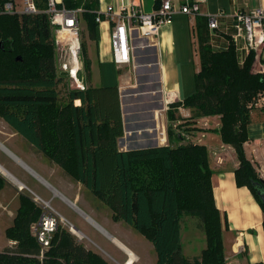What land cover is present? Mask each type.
Returning a JSON list of instances; mask_svg holds the SVG:
<instances>
[{
  "label": "trees",
  "instance_id": "16d2710c",
  "mask_svg": "<svg viewBox=\"0 0 264 264\" xmlns=\"http://www.w3.org/2000/svg\"><path fill=\"white\" fill-rule=\"evenodd\" d=\"M47 1L36 0L41 10L36 15L0 16V116L54 164L98 195L113 210L114 218L144 232L157 253L156 264H227L225 220L222 224L213 196L209 151L193 140L176 147L172 142L185 140L174 127L190 122L185 131L199 132L197 120L220 116L218 133L222 142L235 150L239 161L237 184L252 191L264 212L255 185L262 178L244 150L251 123L249 104L264 90L263 74L250 71L254 54L240 65L233 48L212 49L207 19L197 17L201 71L195 75V92L169 105L167 144L120 150L124 127L117 87L75 90L69 94L68 106L58 105L57 86L65 76H58L55 70L53 26L44 13ZM62 3L69 9L84 10L83 19L93 37L98 0ZM84 44L85 69L90 78ZM158 76L156 87L160 85ZM76 100L81 104L75 105ZM181 107L190 110L188 118L176 116ZM4 183L0 176V191ZM42 212L33 199L20 195L14 223L6 229L7 237L18 244L0 252V264H108L60 227L43 257L41 245L30 232ZM184 215L199 218L206 233L207 246L200 260L194 262L183 254Z\"/></svg>",
  "mask_w": 264,
  "mask_h": 264
},
{
  "label": "crops",
  "instance_id": "0c3cea01",
  "mask_svg": "<svg viewBox=\"0 0 264 264\" xmlns=\"http://www.w3.org/2000/svg\"><path fill=\"white\" fill-rule=\"evenodd\" d=\"M160 1L161 0H98V10L105 12L109 6H113L114 8L120 6H134L145 13H152L158 8ZM183 3L184 0H173L177 12L173 15L172 23L161 28L160 34L156 40L150 41L137 36L136 40H139V43H134L135 49H142V52L145 48H150L148 52H143L145 53L146 58H150L151 55L149 52H151L152 49V56L154 58L152 62L157 68V74L159 75L160 85L157 87V90L162 96V107L155 111L156 136L153 139V143H156V146L165 145L168 141L167 127L169 125V119L166 111L167 104L170 105L173 102L186 98L181 94L180 62L182 61L186 64L189 62L190 56H187V58L186 56L182 57L181 53L192 50L190 49L192 38L191 32H195L197 36V17L206 18L208 15H214L220 11H224L226 15H231L237 10L250 11L258 7L264 8V0H203L199 2V14L195 17H190L189 15L178 11L180 5ZM230 22L229 19L223 18L220 22V29L217 33H211L210 45L212 44L211 46L213 49L216 50L219 45L226 46L229 44L232 30H230L227 25H230ZM112 26L113 23L108 19L96 22L94 36H88L87 38V54L90 60L92 78H94V75L97 76V70L100 67H112L115 65L112 59L110 42ZM87 35H89V33ZM178 38L179 43L177 41ZM90 46H92V50L89 49ZM135 49L133 50V62L131 64L122 67H117L115 65L120 72L124 71V83H128L129 79L132 78L130 76L132 71L135 72L140 66H142V64L137 63V60L135 59ZM148 64H151V61H149ZM152 65H143L142 67H152ZM131 75L134 76L133 73ZM124 83L118 88L119 92ZM190 92L191 89L187 91L186 94H190ZM181 110L179 112L181 117L187 118L190 116V110L186 109L187 113L185 114ZM211 119L217 120V118L214 117H205L196 121V126L198 125V127L201 128V131L192 137H194L193 140H197V143L205 145L204 142L207 139L206 132L212 131L204 125L208 124V121ZM162 132H165V134L161 135ZM246 132L247 141L244 144L245 154L253 163L261 177L259 170L264 166V109L251 112V123L247 126ZM212 133L214 137L212 138L209 136L208 145L206 146L210 153V159L213 156L211 159V169L213 171L212 186L216 205L225 220L223 240L226 263L264 264L263 209L247 186H239L237 184L235 171L239 167V161L235 150L230 145L222 142L218 132L213 131ZM163 137L165 138L166 143L163 142ZM24 140L26 139L21 134H19L3 118H0V160L4 158V161L9 165L12 160L21 166L22 170L27 174V177H35L41 181L47 188L52 190L53 197L56 195L60 196L64 201L77 209L86 220H91V223L98 227L110 240H112V242H114L113 240H116L115 237L109 234L102 226L95 222L93 218L76 205L75 201L80 200L78 195L72 200V195L57 188L45 177V175L43 176L36 169H42V165L35 155V151H39L29 141L30 146H28L27 149L22 147L21 143ZM0 168L2 169L0 170L1 174H9V169L6 168L1 161ZM52 172H54L53 167L46 169V174L49 178H51L50 176H52ZM15 180L16 182L10 180L11 188H7L13 191L10 197L4 198V203L0 202V207H2L3 210H7L9 207L8 203L16 197L19 198L20 205V195L25 193H23V190H19V186H23L24 188L28 187L27 181L17 178ZM5 183L1 188L0 196L6 188ZM8 191L10 192V190ZM30 198L33 199L32 197ZM241 248H244L243 252H239ZM129 251L131 252V250Z\"/></svg>",
  "mask_w": 264,
  "mask_h": 264
},
{
  "label": "rangeland",
  "instance_id": "374dc122",
  "mask_svg": "<svg viewBox=\"0 0 264 264\" xmlns=\"http://www.w3.org/2000/svg\"><path fill=\"white\" fill-rule=\"evenodd\" d=\"M57 2H62L61 0H57ZM83 13L80 14V41L82 46L81 51V61L82 68L80 70L78 78L84 83L85 87H117L119 88L122 83H124V71L120 72L115 65L112 67H100L97 70V76L94 75L92 78V73L90 78L88 77V71L85 69V50L83 49V42L85 43V48L87 50V38L88 27L83 19ZM20 16V15H18ZM21 17V16H20ZM53 36L51 39L53 53H54V61H55V70L58 76L63 75L60 71V67L62 62L65 59V55L63 49L58 47L55 42V29L52 28ZM191 44L190 51L188 52H180L182 57L190 56L189 62L186 64L182 61L180 62V71H181V94L183 97H189L195 92V75L196 72L201 71V65L198 57V38L195 32H191ZM179 43V38H178ZM139 43V40L135 41V44ZM181 45V44H180ZM92 50V46L89 47ZM150 48H145L143 52H148ZM213 49V48H212ZM215 50V49H214ZM142 52V49H135V59L137 63H141L143 65H152L153 64V53H150V58H146L145 53ZM219 53V52H217ZM236 53V52H235ZM88 55V54H87ZM255 56V55H254ZM259 58V62H252L250 71L254 75H262L264 76V54ZM89 59V57H88ZM146 61V62H145ZM151 61V64L148 62ZM140 66L137 71H132L134 74L130 76L128 83H124L119 92V98L121 103V108L123 111V127L124 134L120 138L118 142V147L120 150L127 149H137V148H146V147H154L156 143H153V139L156 136V121H155V111L162 107L161 100L162 96L158 92L157 87L155 86L157 72L154 64L152 67H142ZM149 69V70H147ZM154 70V71H153ZM100 74V77H99ZM65 76L58 84L57 90L59 92V107H66L70 103L69 94L72 91L79 90L75 82L69 78L67 75ZM96 77V78H95ZM191 89L190 94H186L187 91ZM260 92H264L260 91ZM192 93V94H191ZM75 105H80L81 103L75 101ZM168 106V104H167ZM182 109V110H181ZM183 113H187L185 108H180ZM180 110L177 111L176 116H180ZM162 113V112H160ZM215 119H211L208 121V124L204 125L208 127L210 131L218 132L220 128V116H213ZM0 118H2L0 116ZM188 118V117H187ZM172 124V123H170ZM190 122L186 123V126L182 128L174 127V132H179L184 134L185 140L178 142L174 140L173 146L184 145L189 142V140H193L194 137H190L191 135H195L199 133L198 131H185V128H190ZM193 126V125H192ZM198 126V125H197ZM212 132H206L207 139L205 140V146L208 145V138L214 137ZM162 135V133H161ZM197 142L196 139L193 140ZM24 142V143H23ZM21 146L25 149L28 148L29 142L24 140L21 143ZM207 147V146H206ZM210 154V153H209ZM35 155L37 159L40 161L42 165L41 168H35L51 182L57 188L65 191L67 194L72 195V200L75 196H79L80 200H76V205L85 211L95 222H97L100 226H102L109 234L115 237L123 246L135 254L133 261L130 264H156L157 261V253L154 249V246L147 238L145 233L135 230L130 225L125 222L114 218L113 210L106 205L102 200H100L99 196L94 194L91 190L83 186L78 182L76 178L72 175L65 172L64 168L61 166L54 164L48 157H46L40 151H35ZM213 156L211 157V159ZM211 159H210V167H211ZM1 163L8 168L9 175L14 179H20L23 181H27V188H23V193L32 197L33 200L35 198L34 193L39 196L41 199L51 202L52 208L59 212L61 216H63L68 222L62 221L60 222L59 227L64 232L69 233L72 236L77 244H80L86 248V250H90L95 254L99 255L103 258L108 264H126L130 261V258L124 251H122L112 240L108 238L98 227H96L93 223L86 220L85 217L77 211L74 207L64 201L60 196L56 195L53 197V192L49 188L45 186L41 181L36 179L35 177H27V174L24 170H22L21 166L16 164L11 160V164L9 165L4 161V158L0 160ZM53 167L52 176L46 174V169ZM73 168V166H71ZM264 169V166L261 167V170ZM0 170H2L0 168ZM4 172V171H3ZM6 172V171H5ZM6 174V173H4ZM2 175V176H1ZM8 175V174H7ZM0 176L5 180V189L0 196V202L4 201V198H9L11 193V183L10 180L0 173ZM10 190V192L8 191ZM214 196V192H213ZM215 199V197H214ZM4 203V202H3ZM216 203V201H215ZM37 205L44 211L43 206L44 203L39 202ZM8 209L3 210L0 207V252H4L8 249H15L17 247V241L14 239H10L6 235V229L13 225L14 217L16 215L17 209L19 207V198L16 197L12 199L11 202L8 203ZM217 206V205H216ZM220 211V210H219ZM221 222H224V216L220 211ZM74 227H71V226ZM72 230H71V228ZM181 238H182V248L183 254L191 261L200 260L202 252L205 250L207 246L206 241V233L204 228L201 225L199 218L195 216L184 215L181 220ZM80 234H77V230ZM224 230V228H223ZM147 231V230H146ZM31 235L36 239V236L31 231ZM224 242V240H223ZM49 246L44 250V256L50 250ZM225 250V246H224ZM225 252V251H224ZM226 258V256H225Z\"/></svg>",
  "mask_w": 264,
  "mask_h": 264
},
{
  "label": "built area",
  "instance_id": "2783aa9c",
  "mask_svg": "<svg viewBox=\"0 0 264 264\" xmlns=\"http://www.w3.org/2000/svg\"><path fill=\"white\" fill-rule=\"evenodd\" d=\"M200 1L203 0H184L178 11L190 17H195L199 14ZM83 11L81 8L69 9L57 0H48L46 10H44V13L49 16L53 29H55V42L58 47L63 49L65 55L60 71L66 73L75 82L79 90L86 89L84 83L78 78L82 68L80 14ZM176 12L173 0H161L158 8L152 13H145L134 6H120L118 8L109 6L105 12L96 10L95 15L96 22L108 19L113 23L110 37L112 59L117 67H122L133 62L134 43L137 36L150 41L156 40L161 28L172 23L173 15ZM39 13H41V10L36 0H0V16L36 15ZM223 18L231 21L230 25H226L232 30V34L230 35L229 44L226 46L219 45L216 50L234 48L240 65L245 64L251 54L255 55V62H259V58L262 57L264 51V8L258 7L250 11L237 10L231 15H226L224 11L208 15L206 19L211 33H217ZM249 108L251 112L264 109V92H259L253 98ZM168 109L169 105L166 111ZM164 134L165 132H162V135ZM162 140L166 143L164 137ZM259 171L263 179L264 169L261 170L260 168ZM11 181L13 182V180ZM23 188V186H19V190L22 191ZM34 196L36 203L42 202L45 204L40 219L31 226V231L41 245L42 252H44L45 249L51 246V240L57 232L61 220L68 221L52 208L51 202L41 199L36 194ZM243 251L244 248L239 250V252Z\"/></svg>",
  "mask_w": 264,
  "mask_h": 264
},
{
  "label": "bare ground",
  "instance_id": "6f19581e",
  "mask_svg": "<svg viewBox=\"0 0 264 264\" xmlns=\"http://www.w3.org/2000/svg\"><path fill=\"white\" fill-rule=\"evenodd\" d=\"M5 176H7V178H9V179H11V180H13V182H16V180L14 179V178H12L9 174L7 175V174H4ZM89 219V218H88ZM90 220V219H89ZM91 221V220H90ZM74 227V226H73ZM77 230V229H76ZM78 231V230H77ZM77 234H80V233H77ZM81 235V234H80ZM122 250H124V252H126V254L129 256V258H130V261L128 262V263H126V264H130L131 262H132V259H133V261H135V259H134V255L135 254H133L132 252H130L129 250L130 249H128V248H126V247H124L121 243H119L118 241H116V240H113Z\"/></svg>",
  "mask_w": 264,
  "mask_h": 264
},
{
  "label": "water",
  "instance_id": "95a60500",
  "mask_svg": "<svg viewBox=\"0 0 264 264\" xmlns=\"http://www.w3.org/2000/svg\"><path fill=\"white\" fill-rule=\"evenodd\" d=\"M63 75H67L64 73ZM256 185V192L258 196L260 197L261 201L264 203V179H262L261 182H258L255 184Z\"/></svg>",
  "mask_w": 264,
  "mask_h": 264
}]
</instances>
